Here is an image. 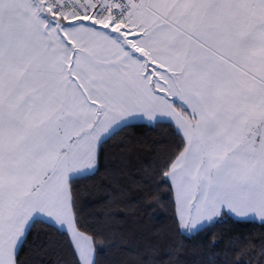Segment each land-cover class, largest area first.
<instances>
[{
    "label": "snow or ice",
    "instance_id": "obj_1",
    "mask_svg": "<svg viewBox=\"0 0 264 264\" xmlns=\"http://www.w3.org/2000/svg\"><path fill=\"white\" fill-rule=\"evenodd\" d=\"M133 120L168 121L182 230L264 225V0H0V264L38 224L99 264L72 181Z\"/></svg>",
    "mask_w": 264,
    "mask_h": 264
},
{
    "label": "trees",
    "instance_id": "obj_2",
    "mask_svg": "<svg viewBox=\"0 0 264 264\" xmlns=\"http://www.w3.org/2000/svg\"><path fill=\"white\" fill-rule=\"evenodd\" d=\"M107 139L99 167L74 177L85 234L98 233L99 264H264V225L230 216L185 234L173 222L174 199L161 183L162 160L174 149L168 122L129 123ZM24 264H65L66 237L38 224Z\"/></svg>",
    "mask_w": 264,
    "mask_h": 264
},
{
    "label": "crops",
    "instance_id": "obj_3",
    "mask_svg": "<svg viewBox=\"0 0 264 264\" xmlns=\"http://www.w3.org/2000/svg\"><path fill=\"white\" fill-rule=\"evenodd\" d=\"M162 121H164V122H168L167 120H162ZM137 123V122H139V123H145L144 121H141V120H133V121H129L128 122V124L129 123ZM160 122V121H159ZM93 172V171H92ZM91 171H90V173H92ZM86 174H89V173H85L84 175H86ZM78 176H82V175H78ZM78 176H75V177H78ZM173 196H174V193H173ZM233 218H235V219H238V220H257V221H260L259 220V217H249V218H246V219H244V218H238V217H236L235 215H231ZM206 225H208L207 223L204 225V226H206ZM203 226V227H204ZM202 227V228H203ZM182 231V230H181ZM190 233H192L191 231H189ZM184 233V232H183ZM185 234H188V233H185Z\"/></svg>",
    "mask_w": 264,
    "mask_h": 264
},
{
    "label": "rangeland",
    "instance_id": "obj_4",
    "mask_svg": "<svg viewBox=\"0 0 264 264\" xmlns=\"http://www.w3.org/2000/svg\"><path fill=\"white\" fill-rule=\"evenodd\" d=\"M93 170H91V172H92ZM87 173H89L90 174V171L89 172H87ZM182 230V229H181ZM182 232H184V233H190L189 231H185V230H182Z\"/></svg>",
    "mask_w": 264,
    "mask_h": 264
}]
</instances>
